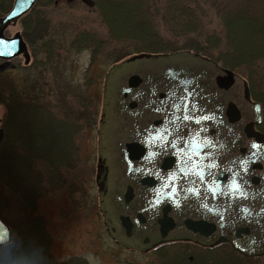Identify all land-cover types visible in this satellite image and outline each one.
Returning a JSON list of instances; mask_svg holds the SVG:
<instances>
[{
	"label": "water",
	"instance_id": "water-1",
	"mask_svg": "<svg viewBox=\"0 0 264 264\" xmlns=\"http://www.w3.org/2000/svg\"><path fill=\"white\" fill-rule=\"evenodd\" d=\"M35 1L14 0L0 15V72L21 54L30 61L21 34L7 37L5 30ZM105 87L104 197L116 218L114 238L141 251L191 241L264 255V136L255 129L262 115L245 80L184 50L128 57L109 70ZM233 179L239 194L229 187ZM10 242L0 218V246Z\"/></svg>",
	"mask_w": 264,
	"mask_h": 264
},
{
	"label": "rangeland",
	"instance_id": "rangeland-1",
	"mask_svg": "<svg viewBox=\"0 0 264 264\" xmlns=\"http://www.w3.org/2000/svg\"><path fill=\"white\" fill-rule=\"evenodd\" d=\"M91 1H93V6H89L84 0H41L28 13L30 17L26 24L32 31H29V34L33 36L30 35L29 38L28 33L24 32L22 20L26 15L6 30L7 36L22 34L29 47L31 60L29 67L24 68L23 59L17 58L15 60L19 66L17 70H8L0 74V78L5 77L11 80L13 87L19 90L22 97L19 101L30 100L34 90L29 86L40 84L46 87L47 92L44 100L39 103L45 104V101L49 103L51 112L60 121L72 120L63 114L68 109L71 114L73 111L74 114H78L81 110L86 114L85 119L79 123L81 130L72 135V145L77 154H74L73 159L71 157L69 164L62 165L60 168V173L64 178L58 182L54 180L51 184L41 182L40 186H37L41 192L34 200L31 214L38 215L44 220L46 249L50 259L55 264L76 260V258L85 261L86 264H165L171 262L170 257H174L176 253H184V257L189 262L194 260L199 262L200 256L209 254L208 252L211 251L209 249H212L214 251L212 256L219 257L217 259L222 262L232 256L233 261L229 264L232 262L233 264H264V255L247 257L233 249L230 244H228L230 248L218 245L217 248H202L204 246L199 247L200 245L191 241H174L170 242L176 243L171 247L141 251L125 246L114 238V221L109 219L108 204L104 197L108 175V166L105 161L109 160V148L104 143L105 136L101 132L104 123L102 114L106 101L105 86L109 70L122 60L115 61L122 55L133 53L135 43L112 40L109 35V26L98 6L101 0ZM218 1H187L198 18L203 21L202 29H198L188 38L176 37L167 32V9L172 8L169 0H145L143 16L156 34L175 46L176 44L178 47L185 46L186 40L193 38L205 43L212 37L214 42L219 40V45L225 50L227 49L226 31L220 13L223 8L234 9L237 1ZM249 2L255 9L261 8V0ZM84 31L95 34L96 40L102 43L100 48L76 47L74 40ZM37 35L40 39L42 38L41 41L35 39ZM43 44H45V49L43 47L40 49ZM185 51L196 53L192 49H185ZM211 54L217 55V52ZM46 62L48 64H45ZM218 63L227 68L223 62ZM232 71L245 80L253 99H255L254 93H260L262 97L261 94H264V58L257 62V68L251 75L253 76L252 85L246 68L239 67ZM5 112V107L1 105L0 119L4 118ZM259 125L256 130L264 136V130ZM12 142L16 145L14 155L17 156L23 150L17 146V141L12 139ZM34 170L35 175L40 176L38 180L47 178L41 169ZM34 177L33 174L31 178ZM30 182L32 180L29 178V185ZM13 194L11 195L0 181V217L10 226L13 238H17L20 229L26 228L27 230L32 227L33 222L29 219L30 212L26 210L23 201H20L14 192ZM221 249L223 252H228V256L219 252ZM164 254L168 256L164 258ZM48 255L46 258L49 257ZM23 263L39 264L36 260L28 258H24ZM42 263L49 264L50 262L44 258Z\"/></svg>",
	"mask_w": 264,
	"mask_h": 264
},
{
	"label": "trees",
	"instance_id": "trees-1",
	"mask_svg": "<svg viewBox=\"0 0 264 264\" xmlns=\"http://www.w3.org/2000/svg\"><path fill=\"white\" fill-rule=\"evenodd\" d=\"M144 1L101 0L98 3L109 26L110 38L116 42L135 43L133 53L122 55L115 62H119L133 54H167L192 49V51L212 58L217 62H223L224 66L231 70H237L239 67L246 68L252 85L253 76L251 75L257 68V62L264 58V0H261L262 5L258 10L250 5L249 1L251 0H236L237 3L234 5V9H222L220 14L226 31L227 49L225 50L223 46L219 45V40L216 39L217 41L214 42L212 37L205 43L193 38L186 40L185 46L178 47L177 44L175 46L172 42L154 32L153 27L143 16ZM187 1L169 0L172 8L167 9V32L173 36L188 38L198 29H202L203 21L198 18ZM38 2H41V0H37ZM214 2L219 1L214 0ZM12 3L13 0H0V14L6 13L11 8ZM29 17L30 14L26 15L22 21L24 32L28 33L27 35L30 38V35H33L29 34L31 30L26 24ZM36 38L38 41L42 39L38 35ZM74 44L78 48L88 47L92 49L94 47L98 49L102 43L96 40L93 32L84 31L77 36ZM44 45L40 49L42 47L45 49ZM94 52L96 51L94 50ZM209 52H217V55ZM45 64H48V62ZM29 88L34 90L33 97L28 101H19L22 97L19 90L13 87L12 81L5 77L0 78V104L6 109L3 120L5 136L0 143V181L11 195H14V192L16 196L18 195L19 200L23 201L26 210L30 212L28 216L33 221L32 225H40L39 218L33 219L31 214L33 213L34 200L41 192H39L37 186H40L41 182L51 184L54 180L58 182L64 178L60 173V168L62 165L69 164V160H72L74 154H77L72 145V135L81 130L79 123L85 119L86 114L85 112L82 113V110L78 114H74V111L71 114L68 109L63 114L66 118L70 117L72 120L62 122L51 112L49 103L47 104L46 101L45 104L39 103L45 98L46 87L39 84L38 86H29ZM253 95L262 107V122L259 127L264 130V94H261L262 97L260 93H254ZM12 139L17 141V146L23 150L17 156L14 155L16 145L12 142ZM33 169H41L47 178H42L41 181L38 180L40 176L39 174L35 175L36 172ZM33 174L35 177L31 178ZM29 178L32 180L30 185L28 183ZM44 229L45 226L43 225L37 229L32 227L27 230L21 228L17 238H13L10 244L0 247V264H22L24 258L36 260L39 264L45 263H42L45 258L50 262L49 264H55L50 259L46 249L47 240ZM173 244L176 243L164 244L158 248L171 247ZM218 246L229 247L228 244H219ZM209 250H211L208 252L209 254L200 256L199 262L198 260L189 262L184 257V253H176L174 257H170L172 261L165 264H229L230 261H233L232 256H229L228 259L222 262L217 259L219 257L212 256L214 252L212 249ZM219 252L228 256V252H223L222 249ZM46 255L49 257L46 258ZM165 256H168V254H164L163 257L165 258ZM57 264L86 263L76 258V260Z\"/></svg>",
	"mask_w": 264,
	"mask_h": 264
},
{
	"label": "flooded vegetation",
	"instance_id": "flooded-vegetation-1",
	"mask_svg": "<svg viewBox=\"0 0 264 264\" xmlns=\"http://www.w3.org/2000/svg\"><path fill=\"white\" fill-rule=\"evenodd\" d=\"M36 5V2H35V4H34V6ZM34 8V7H33ZM33 8L29 11V12H31L32 10H33ZM22 18V17H21ZM20 18V19H21ZM20 19H18V20H20ZM17 20V21H18ZM17 21H15V24H16V22ZM12 24H14V23H12ZM11 24V25H12ZM10 25V26H11ZM24 29V28H23ZM5 35H6V31H5ZM7 36V35H6ZM21 36H22V38H23V35L21 34ZM7 37H12V36H7ZM23 40H24V38H23ZM25 41V40H24ZM26 43V42H25ZM26 45H27V43H26ZM27 48H28V52H29V47L27 46ZM17 58H22L23 59V61H24V68H27V67H29L30 66V64H31V60L29 61V63L28 64H25V59H24V57H23V54H21V55H19L18 57H16L14 60H13V64H14V67L12 68V69H6L4 72H2V73H0V74H4L5 72H7L8 70H17L18 69V65H17V63H15V60L17 59ZM3 61L2 60H0V64L2 63ZM3 120H4V118L3 119H0V122H1V126H0V129H3V131H4V127H3ZM4 136H5V132L3 133V137L1 138V140H0V143L3 141V139H4ZM106 165H107V163H106ZM109 166V165H108ZM108 177H109V167H108V175H107V179H108ZM63 179V178H62ZM106 179V180H107ZM106 184H107V181H106ZM48 189V188H47ZM37 199V198H36ZM109 216L111 217V214L109 213ZM32 217H33V219L34 218H39L38 217V215H35V214H33L32 215ZM38 221H41L40 222V225H32V228H40L42 225H44L45 226V224H44V220L43 219H41V218H39V220ZM33 222V221H32ZM11 229V228H10ZM11 234H12V230H11ZM12 239H13V234H12ZM199 246V245H198ZM199 247H201V246H199ZM215 247H217V246H213V247H208V248H215ZM202 248H207V247H202ZM154 250H156V249H154ZM59 263V262H58Z\"/></svg>",
	"mask_w": 264,
	"mask_h": 264
},
{
	"label": "snow or ice",
	"instance_id": "snow-or-ice-1",
	"mask_svg": "<svg viewBox=\"0 0 264 264\" xmlns=\"http://www.w3.org/2000/svg\"><path fill=\"white\" fill-rule=\"evenodd\" d=\"M185 144H187V142H185ZM198 148H203L205 147L204 144H200V145H197ZM253 147H255V145H253ZM205 155H208L207 153H205ZM193 163H197V161H193ZM243 161L241 162V164L243 165ZM196 175H198L200 177L201 180L204 179V175H203V171L200 170V169H197L196 172H195ZM230 189H236L237 193L239 194L240 193V186L235 182V179H233V181L231 182V185L229 186ZM190 191H195L194 189H190Z\"/></svg>",
	"mask_w": 264,
	"mask_h": 264
}]
</instances>
